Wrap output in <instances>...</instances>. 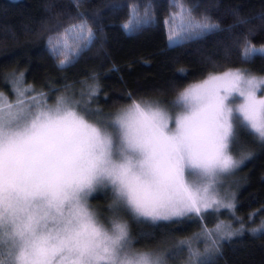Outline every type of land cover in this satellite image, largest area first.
Returning <instances> with one entry per match:
<instances>
[{
  "label": "snow or ice",
  "instance_id": "snow-or-ice-1",
  "mask_svg": "<svg viewBox=\"0 0 264 264\" xmlns=\"http://www.w3.org/2000/svg\"><path fill=\"white\" fill-rule=\"evenodd\" d=\"M73 2L79 7L80 0ZM179 17V27L190 38L220 30L209 17H194L190 8L181 7ZM123 27L135 30V25ZM86 28L81 22L65 29L83 44L58 67L73 64L89 47L94 33L87 29L85 36ZM60 47L50 51L58 54ZM257 53L264 55V48H246L242 59ZM89 87V93L80 95L95 96L98 89ZM262 90L264 77L229 69L189 85L171 109L133 102L115 119L103 121L93 122L99 110L70 97L54 107L45 101L27 102L25 108L23 99L0 106V249L6 246L10 257L0 264H165L153 251L134 250L123 214L130 211L137 220L156 222L219 208L220 202L209 195L212 184L204 181L228 174L250 158L237 161L229 154L240 129L264 145ZM109 187L112 203L108 214L101 215L89 204V196ZM242 232L221 234L217 225L197 236H215L210 246L219 252V240ZM185 246L181 241V250ZM199 255L189 248L190 257Z\"/></svg>",
  "mask_w": 264,
  "mask_h": 264
},
{
  "label": "trees",
  "instance_id": "trees-1",
  "mask_svg": "<svg viewBox=\"0 0 264 264\" xmlns=\"http://www.w3.org/2000/svg\"><path fill=\"white\" fill-rule=\"evenodd\" d=\"M181 7L192 9L196 18L209 17L220 30L170 43L171 16ZM81 22L87 25L85 36L87 29L94 33L91 44L73 64L58 67L82 46L74 33L65 32L69 24ZM126 24L135 30L126 31ZM64 40L71 46L58 54L50 51ZM250 45L264 46V0H80L79 7L73 0H0V106L18 99L53 105L70 97L99 110L93 117L103 120L115 118L133 102L171 107L180 92L210 73L246 69L264 74V55L242 59ZM89 86L97 94L81 96V91L90 92ZM243 140L247 145L240 156L250 158L237 171L232 210L156 222L130 218L136 243L172 252L179 264L193 258L187 253L190 246L181 250V241L205 244L208 254L199 259L203 264H264V145L240 129L237 142ZM110 197L103 190L90 201L93 208L97 203L106 210ZM218 224H224V232H243L219 240V252H214L210 245L216 237L204 241L197 234ZM252 229L261 231L253 234Z\"/></svg>",
  "mask_w": 264,
  "mask_h": 264
},
{
  "label": "rangeland",
  "instance_id": "rangeland-1",
  "mask_svg": "<svg viewBox=\"0 0 264 264\" xmlns=\"http://www.w3.org/2000/svg\"><path fill=\"white\" fill-rule=\"evenodd\" d=\"M179 12H180V10H179ZM179 12L177 14H175V19H173L172 24L169 25V39L171 38L170 39V43L180 42L185 37L190 36V34L188 32H186L185 30H182L179 27V24H180ZM72 39L74 41H76L75 40L76 37H73ZM66 44H68V46H71V42L70 41H67V43H66V40L62 41V43L60 45L63 46V45H66ZM64 48L65 47L60 48V51L63 50ZM248 48L260 49V48H264V46H253V45H250ZM222 73L223 72L217 73V74H222ZM248 73H250L251 75L257 76V77H264V74H256V73H252V72H249V71H248ZM258 95H264V90H262L260 93H258ZM27 102H29V101H26V103L24 105L25 108H27V106H28V103ZM147 103H153V102H147ZM141 104L144 105L145 103H141ZM55 105L56 104L48 105V106L54 107ZM129 106H125L122 109H126ZM155 106H159L160 108L165 109V110L171 109L170 105L165 106V105H163V104H161L159 102H155ZM12 111L15 113L17 111V109L15 107H13L12 108ZM96 119H100L101 121H103V118L98 117V116H95V117H93V122ZM113 119H115V118H113ZM246 145H247V143L244 140L241 141V142H237V144H235L234 146L230 147L229 154L232 155L233 158L235 160H237V161L242 160L244 157L243 156H240V155H241L242 151H245L244 147ZM244 154H247V152H245ZM240 166L238 168H236V169L231 170L230 173H228V174H217L215 178H209L208 180H205L204 181L205 184H212V187H211L210 192H209L210 197H212L213 199H215V200H217V201L220 202L219 208H217L216 206H214L213 208H210L207 211H209V210L210 211H215L216 213H219L220 214L224 210H232V208L229 209V208L225 207V205H232L234 207V203H233V200H234V197H233V186H234V183L237 182V179H236V178H238L237 171L240 168ZM187 178L189 180H191V177H187ZM103 190H108V193L111 195V197H110V204L112 203V192H111L110 187L108 189L98 188L96 191H94L93 193H91L90 196H89V201L88 202H89V204L91 206H92V204H91V201L90 200L92 199V196H94L95 194H97L98 192H101ZM93 209H95L101 215H107L108 214V211H109L108 207L105 208L107 211L106 210H102L97 203L94 205V208ZM123 215H124V220L128 224V229H129V232H130V236H131V238H132V240L134 242L133 245H132V247L134 248V250L140 251V252L153 251V252H155V253H157V254H159V255L162 256V258L165 261V264H179L178 263V260H176L175 258H173L174 257L173 254L174 253L171 254V255H169V254L167 255L162 249L147 248L145 246H141V245L137 244L136 241L133 239L129 219L132 218V219H134L137 222H143L144 220H150V221H152L150 218L140 217L139 220H137V219L133 218V214L130 211L124 213ZM174 218L176 219V218H179V217H174ZM174 218H172V219H174ZM218 225L220 226V232H221V234H223L224 231H225V229H226L224 227V224H218ZM216 228H217V225L215 226L214 230ZM202 239L205 241V240H208L209 238L206 237V236H202ZM203 244L204 243L199 242V241H198V245L197 246L192 245L190 243H187V246H190L195 252H197V253L200 254L199 257L192 256L193 258L190 259L191 261H194L196 259H200L201 257H204L206 254H208V252L206 251V246H205V244L203 246ZM0 250L3 253V255H0V259H3L5 261H8L10 259V257L7 254L8 253V248L5 246L3 249H0ZM187 253L189 255V249H188ZM187 261H188L187 264H189V262H190L189 261V258H188Z\"/></svg>",
  "mask_w": 264,
  "mask_h": 264
}]
</instances>
